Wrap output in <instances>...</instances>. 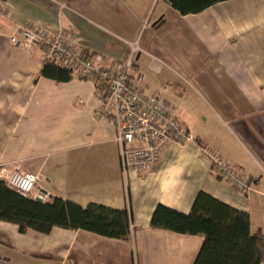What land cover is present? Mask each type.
Returning a JSON list of instances; mask_svg holds the SVG:
<instances>
[{
	"label": "crops",
	"instance_id": "0c3cea01",
	"mask_svg": "<svg viewBox=\"0 0 264 264\" xmlns=\"http://www.w3.org/2000/svg\"><path fill=\"white\" fill-rule=\"evenodd\" d=\"M0 168L39 176L38 190L82 206L128 208L132 239L53 228L21 233L0 221V264H194L201 235L151 228L159 204L183 213L204 191L264 229V0H228L182 15L167 0H0ZM65 33L111 70L131 78L196 142L167 146L151 170L123 176L116 129L100 115L93 82L73 72L41 75L42 51L17 47V25ZM155 58V59H154ZM155 67H158L156 69ZM220 152L251 180L240 192L214 173L199 147Z\"/></svg>",
	"mask_w": 264,
	"mask_h": 264
},
{
	"label": "built area",
	"instance_id": "2783aa9c",
	"mask_svg": "<svg viewBox=\"0 0 264 264\" xmlns=\"http://www.w3.org/2000/svg\"><path fill=\"white\" fill-rule=\"evenodd\" d=\"M9 14L7 6L0 3V16L7 18ZM9 41L29 53L38 48L45 63L71 69L78 77L94 83L100 115L109 116L116 129L125 179L158 165L167 146L196 142L195 135L184 129L176 116L164 107L160 96L144 92L131 78L129 69L133 65L134 48L122 68L111 70L86 49L76 47L67 34H52L35 23L17 25ZM199 156L236 190L248 192L252 188L251 180L217 150L200 146ZM0 180L22 196L41 201L50 197L48 192L38 190L39 176L22 170L19 165L12 169L0 168Z\"/></svg>",
	"mask_w": 264,
	"mask_h": 264
},
{
	"label": "trees",
	"instance_id": "16d2710c",
	"mask_svg": "<svg viewBox=\"0 0 264 264\" xmlns=\"http://www.w3.org/2000/svg\"><path fill=\"white\" fill-rule=\"evenodd\" d=\"M182 15L199 14L228 0H167ZM41 75L57 82L71 80L73 71L44 63ZM0 221L16 224L21 233L48 234L53 228L87 230L118 240L132 239L133 219L128 208L116 209L50 196L47 201L20 195L0 180ZM151 228L201 235L202 247L194 264H264V229L251 232V218L207 192L200 191L191 212L183 213L159 204Z\"/></svg>",
	"mask_w": 264,
	"mask_h": 264
},
{
	"label": "rangeland",
	"instance_id": "374dc122",
	"mask_svg": "<svg viewBox=\"0 0 264 264\" xmlns=\"http://www.w3.org/2000/svg\"><path fill=\"white\" fill-rule=\"evenodd\" d=\"M244 174V173H243ZM245 175V174H244ZM246 176V175H245ZM248 177V176H247Z\"/></svg>",
	"mask_w": 264,
	"mask_h": 264
}]
</instances>
